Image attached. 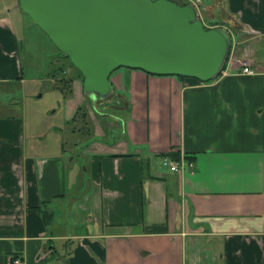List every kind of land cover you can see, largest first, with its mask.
I'll return each instance as SVG.
<instances>
[{
	"label": "crops",
	"instance_id": "obj_1",
	"mask_svg": "<svg viewBox=\"0 0 264 264\" xmlns=\"http://www.w3.org/2000/svg\"><path fill=\"white\" fill-rule=\"evenodd\" d=\"M198 9L207 26H243L221 73L201 81L121 66L111 75L116 120L96 116L66 61L67 101L78 100L56 130L73 145L89 137L76 150L29 137L22 101L10 97L24 87L34 26L21 28L19 0H0V264H264V0ZM171 152L186 162L178 172L164 165Z\"/></svg>",
	"mask_w": 264,
	"mask_h": 264
},
{
	"label": "water",
	"instance_id": "obj_2",
	"mask_svg": "<svg viewBox=\"0 0 264 264\" xmlns=\"http://www.w3.org/2000/svg\"><path fill=\"white\" fill-rule=\"evenodd\" d=\"M19 6L81 71L93 102L115 94L111 75L121 66L212 80L233 46L229 28L207 27L194 2L19 0Z\"/></svg>",
	"mask_w": 264,
	"mask_h": 264
},
{
	"label": "rangeland",
	"instance_id": "obj_3",
	"mask_svg": "<svg viewBox=\"0 0 264 264\" xmlns=\"http://www.w3.org/2000/svg\"><path fill=\"white\" fill-rule=\"evenodd\" d=\"M212 11L213 10L208 9L207 13L211 15ZM27 17L28 21L26 24L22 25L21 28L25 27L27 23L29 26H32V24L34 26V28L26 26L24 33L25 38L30 41V59L29 63H26L24 87L18 88L17 91L12 94L13 97H10V99L13 100V104L19 103V101L16 100L17 97L20 99V103L22 101L23 110L27 116L29 137L32 134H44L45 141H50L54 144L61 142L63 137L65 142L70 147L73 145L71 144V138L65 132H58L56 127H68L67 120H69L68 117L71 110V105L74 104V100H78V97L71 101H67L68 98L65 100L63 93L58 87V84H56L54 79L50 77L56 74V69H60V67L63 66L66 61H69L61 57L59 49L54 45L50 37L36 23H34V21L29 16ZM213 19L214 22L222 21L223 14L220 9L215 12ZM205 23L210 24L211 21L207 18ZM16 24L18 27H20L21 22L17 19ZM80 93L83 95L82 91ZM115 95L111 96L105 101L97 100L93 102V99L91 98L92 103L90 106H92V111L99 119L101 118L102 120H107L108 122H110L111 119L116 120V114H118L120 110H117V108L114 107V104L117 102ZM88 101L90 100L87 99L86 102ZM81 108L83 113L86 112L88 109L87 103H83ZM98 108L103 110L102 114ZM104 111L106 112L104 113ZM104 116L106 118H103ZM87 120L88 121L85 124L92 126L93 122L91 121L93 120L90 116H88ZM69 124L71 125L72 123ZM53 129L55 132L52 131ZM114 130H111V132L113 133ZM110 137L112 138L113 135ZM88 138L89 137H87V139ZM87 139L78 143V145L76 144L73 146H75L76 150H78L88 143Z\"/></svg>",
	"mask_w": 264,
	"mask_h": 264
},
{
	"label": "trees",
	"instance_id": "obj_4",
	"mask_svg": "<svg viewBox=\"0 0 264 264\" xmlns=\"http://www.w3.org/2000/svg\"><path fill=\"white\" fill-rule=\"evenodd\" d=\"M179 4H187L193 0H174ZM218 2V0H217ZM232 30L234 32H241L243 31V26L242 24H237L236 26L232 27ZM59 52L61 53V57L63 59H67L69 62V65H71L75 71L79 74V76L83 79V75L81 73V71L71 62L70 58H68L67 56L64 55V53L62 51L59 50ZM225 66V65H224ZM67 68L68 66L66 65V62L63 64V66L60 67V69H56V74H54V77H58V87L60 88L61 92L63 93L64 98H68L70 95L73 94V80H74V75L73 74H69L67 73ZM180 79H184L187 78L188 76H184V75H177ZM102 101V100H100ZM171 154L172 158L175 159H179V153L177 152H171L169 153ZM43 216L45 217L46 221H50L51 219H53L54 214L50 211L44 210L43 212Z\"/></svg>",
	"mask_w": 264,
	"mask_h": 264
},
{
	"label": "built area",
	"instance_id": "obj_5",
	"mask_svg": "<svg viewBox=\"0 0 264 264\" xmlns=\"http://www.w3.org/2000/svg\"><path fill=\"white\" fill-rule=\"evenodd\" d=\"M242 71L248 74H253L255 72V70L251 68V66L249 65L247 61L243 62ZM163 162H164V165H168L172 170L177 171V172L181 170V167L184 164H186L185 161L175 160L169 156H164ZM9 260H10V264H23L24 262L23 258L20 256H11Z\"/></svg>",
	"mask_w": 264,
	"mask_h": 264
},
{
	"label": "flooded vegetation",
	"instance_id": "obj_6",
	"mask_svg": "<svg viewBox=\"0 0 264 264\" xmlns=\"http://www.w3.org/2000/svg\"><path fill=\"white\" fill-rule=\"evenodd\" d=\"M89 98H91V97L89 96Z\"/></svg>",
	"mask_w": 264,
	"mask_h": 264
}]
</instances>
